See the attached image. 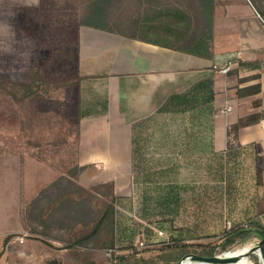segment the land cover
Segmentation results:
<instances>
[{
	"label": "crops",
	"instance_id": "obj_1",
	"mask_svg": "<svg viewBox=\"0 0 264 264\" xmlns=\"http://www.w3.org/2000/svg\"><path fill=\"white\" fill-rule=\"evenodd\" d=\"M40 5L0 0V68L15 70L0 77L17 89L16 97L0 89V102L6 100L0 104V264H76L65 259L72 250L57 251L55 239L30 237L24 219L27 204L65 173L50 165L54 138L45 141L53 147L50 158L41 157L38 126L23 115L29 97L18 86L34 82L39 60L25 81L16 77L27 46L40 52ZM166 12L150 16L143 31L78 26L77 119L73 142L70 135L64 143V149L74 144L69 165L84 172L83 185H110L115 247L138 241L153 247L168 237L192 245L187 254L203 245L218 249L233 237L229 245L264 241V65L239 64L264 58V19L249 0L227 2L219 13L215 4L211 46L183 50L179 21ZM223 66L226 72L218 70ZM30 99L36 115L39 97ZM8 102L15 110L9 112ZM41 162L55 168L56 177L25 203L23 182L27 173L35 181Z\"/></svg>",
	"mask_w": 264,
	"mask_h": 264
},
{
	"label": "rangeland",
	"instance_id": "obj_2",
	"mask_svg": "<svg viewBox=\"0 0 264 264\" xmlns=\"http://www.w3.org/2000/svg\"><path fill=\"white\" fill-rule=\"evenodd\" d=\"M143 1L144 0H109V4L107 6L109 20L119 14H121L120 20H128V18H131L130 14H135L139 4H141ZM161 1H167L169 3H172L173 9H175L176 6H179V3L183 2L185 4H188L192 9V12L196 14L195 10L196 4H198L197 0ZM231 1L233 0H214L215 4L217 5V13H219V11L221 12L224 5L227 2ZM250 1H253L254 5L260 11L264 12V0H249V2ZM90 5L91 0H41L40 10L42 12V15L40 16L38 30L40 40V52H30L31 47L27 46L29 52H26L24 54L23 68L22 70L18 69L16 77L20 82L25 81L28 74V69L33 66L35 61L39 60L40 79L34 80V82H30V84H33V86H35L36 91H39V94L37 95L39 97V101L33 102L35 111V103L38 105L39 110L37 111H39V113L36 115L32 114V100L30 98L25 99L22 103L25 121L28 120L27 118H31V116H33L34 126H38L39 140L41 141V143L39 144V152L41 157H45V159H48L50 158L48 156L50 155V152L53 147H55V151L57 150V153L54 152L55 156L52 155V157L50 158V160H52L50 161V165H57V169L60 168L62 169V171L65 172L62 175L67 176L66 179L60 182V187L57 189V192L60 190H68L71 193H74L75 196L77 195L86 197L85 199H89V203L93 205L95 210H97L95 216H100V214L103 212L100 210L104 209L107 206V202H109V200H113V202H115V197L111 192L112 190L110 188V185L107 183L86 185L85 182L83 185L84 178L81 176L84 172L77 169V167L74 165H69L71 162V158L74 155V144L68 145V148L64 149V143H67V137L71 135L70 137L72 142L74 140V125L77 119V92L76 84L74 81L75 60L73 59V51L76 46V31L78 29L76 24L77 21L82 17L85 19V16L90 10ZM69 18L72 20V24L70 25L68 20ZM114 18L117 19L116 17ZM64 37L68 41H64ZM70 40L72 41V43L69 42ZM67 49H69L71 52L69 51L70 53H67ZM5 68L6 67L1 66L0 73H3L7 70L15 71L11 68ZM30 71H32V69ZM51 78H70L73 83H71L67 87H55L51 85L49 86L48 84H42L44 80L46 81ZM6 85L4 84L3 87L4 93H10L12 91H15L14 86L7 85L6 87ZM0 104H6V100L0 102ZM8 104H11V102H8ZM9 107V112H11V109L15 110V105L13 107L11 104ZM13 119L14 117H11V119L9 118V121H11L12 124L14 123ZM25 124L28 123L25 122ZM52 137L54 138V143L53 147H51L52 149H50L49 146L45 145V141L52 139ZM62 149H64L65 152H62ZM39 168L40 171L38 176H34L35 181H31V174L27 173V181L23 182V188L20 196H22V199H24L25 203L30 198L28 197L29 194L33 195V193L38 187H43L46 183H49L56 177L55 168L49 167L48 164L41 162ZM77 199H79V197H77ZM56 213L58 214V212ZM56 213L55 216H57ZM52 221L53 223L50 229L46 230V234H44L43 236L45 238L49 236L48 238L55 239V241L60 243L59 248H57V251H61L65 248L67 250H72L70 252V257L65 259L71 261V263L76 264H115L114 260L122 254H135L138 258L139 264H177L180 258L186 253H184V251H186V248L195 249L194 247H192V245L187 247L183 244L178 245L176 242L172 243V240L168 239V237L166 243H156L153 247H148L151 245H147L140 241H138L134 245H130V247L128 248L124 246L115 247V242L112 247H98L97 250H95V247L91 245L87 247H66L67 244L71 240H73L69 236L68 225L70 226L74 224H82L81 219L77 218V221L73 222H69V220L63 221L64 225L60 227L58 224L59 221L56 217ZM90 224L92 225L93 223ZM109 227L110 224L108 223V221L104 222L101 234H104L106 229L108 230ZM124 230L125 229L122 228L120 225L119 232L122 233V231ZM160 234H162V231L160 232ZM27 242H29V244L32 243L29 238L27 239ZM253 244L238 243L226 246L223 249H214L215 246L203 245L199 249L200 252L195 253L202 255H213L223 253L224 255L229 250H235L245 245L252 246ZM165 246L168 247L164 248ZM150 248L157 249V251L155 253L146 252L145 254H142V252H144L145 250H151ZM97 254L99 256V260L92 262L91 257L93 255L97 256ZM243 257L247 258L248 264H262L261 260L259 259V253H250L248 256L241 254L239 258H241L242 262L245 263L246 260L243 261ZM187 262L191 261H184V264H187ZM7 263L12 264L13 262L11 260ZM62 263V261L57 262V264ZM126 263L128 262L126 261Z\"/></svg>",
	"mask_w": 264,
	"mask_h": 264
},
{
	"label": "trees",
	"instance_id": "obj_3",
	"mask_svg": "<svg viewBox=\"0 0 264 264\" xmlns=\"http://www.w3.org/2000/svg\"><path fill=\"white\" fill-rule=\"evenodd\" d=\"M196 14L192 12V9L188 4L179 3V7L173 9L172 3L161 0H144L139 4L135 14H130L131 18L128 20H120V15H116L109 20L107 6L109 0H91L90 10L85 16L77 21L76 26L85 25L101 30L113 31L114 29L127 30L128 28H139L143 31L146 24L150 22V16H155L159 10L165 9L166 13H174V17L179 21V48L183 50L200 49L205 46H211L212 44V20L214 11V0H197ZM252 2L253 7L259 13L262 19H264V12L260 11ZM42 12L40 10V16ZM176 15V16H175ZM69 25L72 24V20L69 18ZM122 27V28H121ZM64 41H68L65 37ZM69 42L72 43L70 40ZM70 43V44H71ZM69 44V45H70ZM67 53L71 51L66 50ZM70 51V52H69ZM240 65L245 67L256 68L264 65V58L240 61ZM40 74L34 78L39 80ZM70 78H58L44 80L42 84H48L49 86L55 87H67L71 84ZM4 84L12 85L15 87V91L10 92L16 97V86L11 84L9 81L0 77V89H3ZM6 85V87H7ZM22 89L23 96L31 97L32 94L38 95L39 91H36L35 87L31 84H25L18 86ZM255 91L259 90V85L254 87ZM18 91H20L18 89ZM257 119L256 116H251L248 122H253ZM77 167V166H76ZM77 169L80 170L79 167ZM66 175H61L42 189L39 195L34 198L25 208V224L29 231V236L39 238L47 242V238L43 235L46 234V230H49L54 218L56 217L59 221V227L63 226V221L73 222L80 218L82 224L68 225L69 236L71 240L66 247H87L89 245L98 247H112L114 245V202L109 200L107 206L100 211H103L100 216H95L97 213L92 204L89 203V199H85L84 196H75L68 190L57 189L60 187V182L66 179ZM79 197V199H77ZM89 197V195H88ZM99 210V209H98ZM99 211V212H100ZM58 212V214L56 213ZM55 213L57 216H55ZM54 215V216H53ZM108 221L110 224L109 229L102 233L104 222ZM89 224H88V223ZM90 223H93L92 225ZM90 227V228H88ZM80 230H79V229ZM86 229V231H85ZM45 230V231H43ZM234 238V237H233ZM228 240L226 243L221 244L220 248L228 246L234 239ZM168 246H165L166 248ZM133 259V260H132ZM126 261L128 263H126ZM130 261V262H129ZM57 264V261L54 262ZM115 264H139L138 258L135 254L119 255L115 260Z\"/></svg>",
	"mask_w": 264,
	"mask_h": 264
},
{
	"label": "water",
	"instance_id": "obj_4",
	"mask_svg": "<svg viewBox=\"0 0 264 264\" xmlns=\"http://www.w3.org/2000/svg\"><path fill=\"white\" fill-rule=\"evenodd\" d=\"M262 239L254 243L252 246H250V249L247 251L246 256H248L250 253H260V256L264 258V245H262ZM221 254H213V255H202L195 252H188L183 256L177 264H182L183 260L186 258H190L191 260H197V261H208L212 264H230L236 261L237 257H225L221 256Z\"/></svg>",
	"mask_w": 264,
	"mask_h": 264
},
{
	"label": "bare ground",
	"instance_id": "obj_5",
	"mask_svg": "<svg viewBox=\"0 0 264 264\" xmlns=\"http://www.w3.org/2000/svg\"><path fill=\"white\" fill-rule=\"evenodd\" d=\"M249 249H250V246L249 245H245V246H243L241 248H238V249H235V250H229L224 255L222 253V255L225 256V257H237L238 258L243 253H244V255H246V253H247V251ZM184 261H191V262H187V264H212L211 262H208V261L191 260L189 257L184 259L182 264H184ZM233 263L236 264L235 262H233Z\"/></svg>",
	"mask_w": 264,
	"mask_h": 264
},
{
	"label": "built area",
	"instance_id": "obj_6",
	"mask_svg": "<svg viewBox=\"0 0 264 264\" xmlns=\"http://www.w3.org/2000/svg\"><path fill=\"white\" fill-rule=\"evenodd\" d=\"M218 70L220 71V72H226L227 71V67H219L218 68ZM230 108H227V110H229ZM230 224H229V221H226V229L228 230L229 228H230V226H229ZM259 259L261 260V263L262 264H264V258H262L261 256H260V254H259ZM254 264V263H253Z\"/></svg>",
	"mask_w": 264,
	"mask_h": 264
}]
</instances>
